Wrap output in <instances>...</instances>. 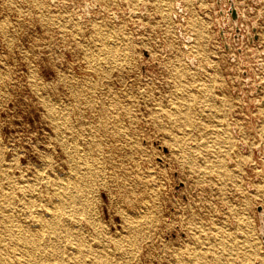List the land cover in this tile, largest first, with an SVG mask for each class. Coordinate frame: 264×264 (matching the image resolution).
<instances>
[{"label": "rangeland", "instance_id": "obj_1", "mask_svg": "<svg viewBox=\"0 0 264 264\" xmlns=\"http://www.w3.org/2000/svg\"><path fill=\"white\" fill-rule=\"evenodd\" d=\"M84 1L0 0V219L33 228L55 183L82 174L62 209V255L66 229L89 245L87 261L104 252L109 264H264V0H234L258 33L240 59L218 35L216 0H97L108 12L79 20ZM143 49L159 82L142 81ZM214 142L221 167L208 171Z\"/></svg>", "mask_w": 264, "mask_h": 264}, {"label": "bare ground", "instance_id": "obj_2", "mask_svg": "<svg viewBox=\"0 0 264 264\" xmlns=\"http://www.w3.org/2000/svg\"><path fill=\"white\" fill-rule=\"evenodd\" d=\"M58 129L60 130V128H58ZM59 134L60 133H58V135ZM81 175L73 176V177H72V175H70L71 177L69 179L66 178V181L61 180L62 182L55 183L56 188H55V191L53 192V201L51 202V200H50L51 203L49 205H46L48 217L46 218V217H42L41 215L40 216L36 215L37 217L35 216L34 220L32 219V224L34 226L33 227L34 229L30 228L31 225L28 226V225H24L25 223L23 224V223L19 222L17 218L13 217L14 215L13 216L12 215L11 216L6 215V214L2 215V217L0 219V231L2 232L3 236H5L9 239V243H7L5 245H0V264H42V263H45V264H88V263L109 264V263H112L107 258V256L105 255L104 252H98L99 256L93 255L94 257H92L88 261L86 259H84V255H83V252L85 251L84 249H86V248L89 249V247H88L89 245H87V243L85 244L82 239H79L78 237H76L77 235L74 231L70 232V231L66 230L65 228H64L65 230H62L63 232H65L64 233L65 236L71 237V239L73 238V242L70 245H68V247H67L68 250L71 251V254L69 256H65L64 254L62 255L58 245L56 244V242L59 241L60 236H61L60 232H59L60 228L64 227V225H65L64 224V222H65L64 217L62 214V209H63L64 205H66L65 201H68L69 198L71 199L73 197L72 194L73 193L75 194L77 192V190H76V192H74V191L76 188H79V186L81 184V180L83 179L82 178L83 176L81 177ZM6 179H8V178H6ZM49 182H51V181H49ZM52 183H53V181H52ZM4 184H5V182H4ZM26 186L28 187V185H25V187ZM47 186H46V188H48ZM50 186H51V183H50ZM52 186H54V185H52ZM23 188H21V189H23ZM80 188H81V186H80ZM17 190L19 191V189H17ZM33 190H35V189H33ZM28 191H29V188H28ZM20 192H21V190H20ZM18 194H20V193H18ZM21 194H22V192H21ZM5 198L9 199V198H7L6 194H5ZM76 198H77V196H76ZM69 203H70V200H69ZM27 204H31V203H27ZM5 207H7V206H5ZM5 207H3L1 209H4ZM35 207H37V206H35ZM5 209L7 210V208H5ZM14 209L15 208H13V210ZM64 210L66 211V209H64ZM38 211H40V210H38ZM69 211H71V210H69ZM32 212L34 214V211H32ZM72 212H73V210H72ZM36 213H39V212H36ZM0 214H2V213H0ZM10 214H12V213H10ZM28 215L30 216V214H28ZM137 220H136V222H137ZM30 221H31V219H30ZM128 224H129V221H128ZM138 224H134V225L137 226ZM132 225H131V227H132ZM136 232H137V230H136ZM2 234H1V236H2ZM132 235H136L134 233V228L131 229L130 232H128L127 236H132ZM127 236H125V237L127 238ZM125 240L126 239L123 238L122 240H120V242L122 243ZM48 243H49L48 247L50 248L49 250H51L49 252L46 251L44 248V246L47 245ZM220 245L222 246V243H220ZM38 261H41V262H38Z\"/></svg>", "mask_w": 264, "mask_h": 264}, {"label": "water", "instance_id": "obj_3", "mask_svg": "<svg viewBox=\"0 0 264 264\" xmlns=\"http://www.w3.org/2000/svg\"><path fill=\"white\" fill-rule=\"evenodd\" d=\"M56 1L57 0H50V2L52 4ZM120 2L124 3V0H120ZM71 6L73 7L74 4L71 3ZM216 6L219 9L221 19H222V26L218 28V35L222 39V42L224 44V49L226 51L229 50L230 41L232 40L233 44L235 46H237V53H238V56L240 59L242 56V52H243L242 51V45L244 44V40L246 39V41L249 45H252L254 43V41H258L257 26L254 22H251L250 28L247 26V19L245 16V11L243 9V3H239V7L242 8L241 12L239 11L238 7L236 6V3L234 0H228L227 10H225L224 6H222L221 0H216ZM77 8H78V11L82 12V15L79 16V20H82V16L89 18L91 16L90 11H93L94 9H98V10L103 11V12H108L104 7H102L98 3L97 0H89V2L87 0H85L84 1V8H82L81 5H78ZM178 11L182 12V9L179 8ZM127 12H128V14L134 15V16L136 14L134 11H131L128 8H127ZM112 13H113L115 20L117 21L118 20L117 12L113 11ZM139 14L144 19H146L148 17V14H147L145 8H143L141 11H139ZM240 19L245 24V27H244L245 34L244 35L242 33V27H241L240 22H239ZM216 23H218V21H216ZM230 23H232V27H230ZM226 26H228V30L230 33L229 35L224 34V29L226 28ZM138 28H139V30H144V31L148 30V27L143 26V25H139ZM28 31H29V33H33L32 28H29ZM27 39H28V37L26 35H23V37L21 38V41L24 44H27ZM53 48L57 53H63L64 54L66 52V49H64V48H58L56 46H54ZM142 54H143L144 59L146 60L144 62L140 61V67H141V72H142V81H149L150 82L152 80H156L157 82H159V80L156 79L155 74L151 71H148V69H150L152 66H154L155 68H159L157 58L155 56L151 55L150 52H148L146 49L142 50ZM51 58L54 59L55 65L57 67L65 68L66 70H68V64L66 63L64 58L62 60L58 59V57L55 54H53ZM191 62H193V60H191ZM257 65L259 67H262L263 63H261L259 61V62H257ZM40 70H41L42 77L46 82H49L54 78V72L52 71V69L48 63L47 58H44V60L40 62ZM244 75H246V71L244 72ZM255 87H256V91H255L256 94H258L259 92H262V85L260 83H256ZM260 103H261V105H264V100H262ZM35 118H37V115L35 116ZM31 123H33L32 120H31ZM163 151L167 152L166 149H163ZM32 158H33V160L38 161L35 157H32ZM256 211H257L258 221H259V226L257 228L258 234L262 240V243L264 244V208L261 205H258L256 207Z\"/></svg>", "mask_w": 264, "mask_h": 264}, {"label": "crops", "instance_id": "obj_4", "mask_svg": "<svg viewBox=\"0 0 264 264\" xmlns=\"http://www.w3.org/2000/svg\"><path fill=\"white\" fill-rule=\"evenodd\" d=\"M202 142V141H201ZM215 143V146H213L212 148L213 149H211L210 150V154H209V158L206 160L207 162H208V164L207 165H205V168H206V170H214V169H217L218 167H221V166H218V165H216V162H217V158H219L220 157V155L218 154V152H217V143L216 142H214ZM204 144V143H203ZM209 152V151H208ZM173 154V153H172ZM195 155V154H194ZM198 157L200 158V155H198ZM201 159H202V157H201Z\"/></svg>", "mask_w": 264, "mask_h": 264}]
</instances>
